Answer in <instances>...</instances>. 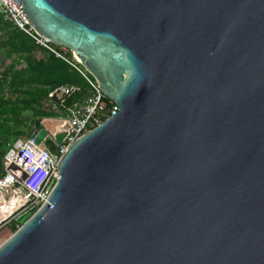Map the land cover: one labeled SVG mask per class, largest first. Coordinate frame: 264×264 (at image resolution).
I'll use <instances>...</instances> for the list:
<instances>
[{
	"label": "water",
	"instance_id": "95a60500",
	"mask_svg": "<svg viewBox=\"0 0 264 264\" xmlns=\"http://www.w3.org/2000/svg\"><path fill=\"white\" fill-rule=\"evenodd\" d=\"M13 1L119 111L59 158L0 264H264V0Z\"/></svg>",
	"mask_w": 264,
	"mask_h": 264
},
{
	"label": "built area",
	"instance_id": "2783aa9c",
	"mask_svg": "<svg viewBox=\"0 0 264 264\" xmlns=\"http://www.w3.org/2000/svg\"><path fill=\"white\" fill-rule=\"evenodd\" d=\"M2 21L12 22L37 44L72 64L87 78L92 93L82 101L79 99L69 103L71 98L83 92V86L74 83L55 86L48 92L47 99L51 109L61 113L56 119L66 121L65 127L51 130L52 133L42 143H36L35 137L31 135L27 138H17L9 146L3 161L4 173L0 176V212L8 218L0 228L30 208H38L47 199L58 177L59 158L80 136L119 111L115 102L111 101L108 105L105 101V95L96 80H90L77 63L68 60L50 42L35 32L13 0H0V24ZM1 33L0 29V35ZM58 131H66L67 134L53 152L45 142L48 138L54 139L53 134Z\"/></svg>",
	"mask_w": 264,
	"mask_h": 264
},
{
	"label": "trees",
	"instance_id": "16d2710c",
	"mask_svg": "<svg viewBox=\"0 0 264 264\" xmlns=\"http://www.w3.org/2000/svg\"><path fill=\"white\" fill-rule=\"evenodd\" d=\"M0 28L5 29L8 44L14 47L23 57H32L34 53L41 49L46 51L47 58L39 66L35 64L25 65L22 68H15L12 64H8L4 70H0V176L4 173L3 161L4 156L17 138H26L36 130L43 127V118H59L61 113L51 109L46 110L35 105L34 96L28 95L18 96L12 99V94H17L18 89L25 86H41L46 87L48 92L57 85L63 83H74L84 87L90 84L87 78L72 64L57 56L54 52L36 43V41L26 32L15 26L12 22L2 21ZM62 55L68 60L77 63L85 72L87 77L94 81V77L88 73L85 68L75 59L72 52L62 49L60 46L52 44ZM86 86V87H85ZM10 94V95H9ZM85 90L82 93L71 98L69 103L83 98ZM108 105L111 99L105 96ZM46 146L53 152L57 149V143L53 138L46 140ZM8 218L0 213V225ZM5 225H8L11 231H15L19 226L17 218L11 219ZM4 226V225H3Z\"/></svg>",
	"mask_w": 264,
	"mask_h": 264
},
{
	"label": "rangeland",
	"instance_id": "374dc122",
	"mask_svg": "<svg viewBox=\"0 0 264 264\" xmlns=\"http://www.w3.org/2000/svg\"><path fill=\"white\" fill-rule=\"evenodd\" d=\"M5 33H6L5 29H3L0 35V70L1 72L4 70V68L8 64H12L15 68H22L25 65L35 64L36 67L39 68V66H41V64H43V62L46 60L47 53L46 51H43L41 49H38L32 57H27V56L23 57L16 49H14V47L10 48ZM61 48L64 50H68L67 48H64V47H61ZM84 90H85V95L83 96V98L80 99V101H82L85 96L92 93V88L89 85ZM29 93H31L34 96L35 105L39 106L40 108H44L46 110L51 109V106L47 99L46 87H41L37 85H34L33 87L32 86L21 87L18 89L17 94H12L11 96H12V99H15L19 95L24 96V95H28ZM51 110L59 112L58 110H54V109H51ZM49 119H56V118L47 117V118H43L42 120H44V123H45L46 120H49ZM45 145H46V142H45ZM3 216H6V215H3ZM12 233L13 231H11L8 225L2 226L0 228V243L3 242Z\"/></svg>",
	"mask_w": 264,
	"mask_h": 264
},
{
	"label": "bare ground",
	"instance_id": "6f19581e",
	"mask_svg": "<svg viewBox=\"0 0 264 264\" xmlns=\"http://www.w3.org/2000/svg\"><path fill=\"white\" fill-rule=\"evenodd\" d=\"M65 123L66 121L57 119H49L45 122V124L52 129L63 128L65 127Z\"/></svg>",
	"mask_w": 264,
	"mask_h": 264
},
{
	"label": "crops",
	"instance_id": "0c3cea01",
	"mask_svg": "<svg viewBox=\"0 0 264 264\" xmlns=\"http://www.w3.org/2000/svg\"><path fill=\"white\" fill-rule=\"evenodd\" d=\"M10 22V21H9ZM1 29V28H0ZM2 30V29H1ZM84 88V87H83ZM43 124V123H42ZM45 124V123H44ZM50 130H53V129H51L50 127H48ZM31 136V135H30ZM29 137V136H28ZM22 138V137H21ZM27 138V137H26Z\"/></svg>",
	"mask_w": 264,
	"mask_h": 264
}]
</instances>
